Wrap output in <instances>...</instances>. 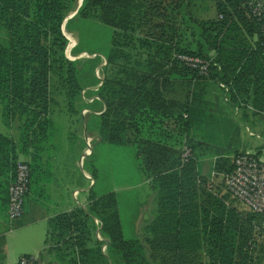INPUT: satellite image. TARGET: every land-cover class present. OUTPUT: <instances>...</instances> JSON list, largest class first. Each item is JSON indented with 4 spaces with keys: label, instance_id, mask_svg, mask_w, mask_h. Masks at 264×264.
Returning a JSON list of instances; mask_svg holds the SVG:
<instances>
[{
    "label": "trees",
    "instance_id": "trees-1",
    "mask_svg": "<svg viewBox=\"0 0 264 264\" xmlns=\"http://www.w3.org/2000/svg\"><path fill=\"white\" fill-rule=\"evenodd\" d=\"M93 26L99 34L96 46L89 44ZM62 27L78 34L72 53L95 56L67 58L69 41ZM177 53L209 61L208 74L182 63ZM249 70L255 87L264 85V45L244 0H0V118L17 124L19 152L30 157V179L52 129L54 72L67 113L77 114L97 139L132 146L136 168L151 188L150 216L139 227L133 219L132 234L126 236L117 193H97V169L83 167L94 180L89 202L48 220L42 251L58 254L62 243L76 247L83 260L98 263L108 258L112 264H264L261 215L239 208L228 192L207 186L196 169L191 138L186 141L191 156L182 159L183 137L199 121L182 117L191 112L185 100L165 98L171 87L184 91L187 77L239 86ZM88 87H96L87 89L89 98H98L84 100L81 91ZM84 109L89 112L82 116ZM171 115L175 138L167 132L161 139L143 138V123L157 128ZM169 138L178 149L169 148ZM216 165L223 171L220 161ZM232 168L233 160L225 173ZM93 218L101 222L104 240L89 249L97 228Z\"/></svg>",
    "mask_w": 264,
    "mask_h": 264
},
{
    "label": "crops",
    "instance_id": "crops-1",
    "mask_svg": "<svg viewBox=\"0 0 264 264\" xmlns=\"http://www.w3.org/2000/svg\"><path fill=\"white\" fill-rule=\"evenodd\" d=\"M252 38L254 42L258 35L255 33ZM244 75L248 80L240 83L239 86L232 81L225 82L211 77H187L184 91L182 87H171L165 97L169 100H185L191 112L190 115L189 112H182V117L196 118V122L199 121L196 129L192 125L188 136L183 137V144H187V138L192 139L191 142L195 143L197 171L207 178V186L220 192L226 190L225 171L235 155L246 152L264 158V110L258 109L264 108V85H260L258 89L255 87L253 70L245 72ZM94 97L98 98L93 96L89 101ZM166 118H162L163 123L157 125V128L148 129L146 123H143V138L161 139V134L165 132L174 137L177 133L176 119L173 115L169 119ZM53 121L51 128L54 125ZM15 123L10 121L8 125L4 118H0V264H17L20 256L25 254L37 256V264H74V261L77 264H112L108 258L100 260L99 263L92 258L83 260L76 247L71 248L62 243L59 244L61 250L58 254L42 251L48 220L59 213L85 207L89 202L87 191L94 182L91 175L81 169L85 157L83 149L71 158V162L74 166L73 171L77 170L83 175L85 182L63 184L59 181L64 172L56 165L58 156L53 150L50 151L54 148H50L48 144L52 129L38 155V167L32 172L23 213L19 219L9 220L8 188L14 177L16 161L30 162L28 155L19 152L18 130ZM202 123L206 127L198 132L197 130L200 129L198 127ZM169 144L173 145L169 148L174 150L179 148L171 138ZM211 147L213 151L209 156L207 152ZM218 161L223 165L220 167L223 171L217 168ZM142 179L146 188V197L140 203L141 207L139 206L133 218L136 219V227L150 216L149 205L152 201L149 181L143 177ZM93 221L97 228L87 243L89 249L95 248L96 240H104L100 231L101 222L97 218H93ZM105 252L106 243L103 242L101 253L105 255Z\"/></svg>",
    "mask_w": 264,
    "mask_h": 264
},
{
    "label": "rangeland",
    "instance_id": "rangeland-1",
    "mask_svg": "<svg viewBox=\"0 0 264 264\" xmlns=\"http://www.w3.org/2000/svg\"><path fill=\"white\" fill-rule=\"evenodd\" d=\"M92 31L94 42L91 41L89 44L91 46H96L99 44V34L97 28L94 26ZM63 32L69 41L65 49L67 58L81 59L91 57L87 52H82L80 54L72 53L71 48L78 42V34L75 31H67L65 28H63ZM95 74L98 78H103V74L98 68L95 70ZM50 83L52 96L50 111L52 120H54V125L48 144L50 148H54L50 151L52 152L53 150L56 152V156H58L56 165L64 172L63 175L60 176L59 181L63 184H78L85 182L83 175H80L77 170L73 171L74 166L71 162V158L83 149L84 142L87 143L82 151L85 159L83 158L81 169L84 170L83 167H85V169H88L87 167H95L97 169L96 183L93 186L97 193L107 191H115L117 193L123 231L126 236H130L132 234L131 224L135 217L136 208L139 207L138 205L143 202L146 197V188L134 161L133 147L130 145L116 146L97 139V134L91 136L87 133L84 124L80 121V118H77L78 115L67 113L64 95L62 90L57 87L59 83L54 72H51ZM89 88L95 89L96 87H88L81 91L85 101H89L90 99L87 95V89ZM88 112V109H84L81 115L85 116ZM66 118H68V120ZM205 127L206 125L202 123L200 127H198L200 129L197 131L199 132ZM212 151L213 148L211 147L207 152L209 156H211ZM91 152L92 155L88 156ZM261 159L264 160V158ZM228 198L233 200V203L239 208H246L240 201L236 200L231 195H229Z\"/></svg>",
    "mask_w": 264,
    "mask_h": 264
},
{
    "label": "built area",
    "instance_id": "built-area-1",
    "mask_svg": "<svg viewBox=\"0 0 264 264\" xmlns=\"http://www.w3.org/2000/svg\"><path fill=\"white\" fill-rule=\"evenodd\" d=\"M244 7L258 23L262 44L264 45V0H244ZM175 57L187 66L194 68L201 75L208 74L209 61L189 54H175ZM191 156L187 144L181 146V157L186 160ZM31 169L26 160H17L14 177L8 188L7 214L10 221L19 219L30 187ZM226 191L240 201L248 210L261 215L264 222V160L254 154L239 153L233 158V168L226 175ZM37 256H20L17 264H35Z\"/></svg>",
    "mask_w": 264,
    "mask_h": 264
},
{
    "label": "water",
    "instance_id": "water-1",
    "mask_svg": "<svg viewBox=\"0 0 264 264\" xmlns=\"http://www.w3.org/2000/svg\"><path fill=\"white\" fill-rule=\"evenodd\" d=\"M80 3H81V0H79V4H80ZM75 12H76V11L72 12L69 16L73 15ZM66 20H67V18H65V20H64V23H63V25H62L63 27H64V24H65ZM93 56H95V54L91 55V57H93Z\"/></svg>",
    "mask_w": 264,
    "mask_h": 264
}]
</instances>
